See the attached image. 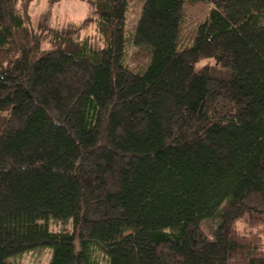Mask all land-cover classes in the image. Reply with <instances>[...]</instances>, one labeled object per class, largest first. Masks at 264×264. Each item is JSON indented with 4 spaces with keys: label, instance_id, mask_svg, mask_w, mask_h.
Masks as SVG:
<instances>
[{
    "label": "trees",
    "instance_id": "trees-1",
    "mask_svg": "<svg viewBox=\"0 0 264 264\" xmlns=\"http://www.w3.org/2000/svg\"><path fill=\"white\" fill-rule=\"evenodd\" d=\"M31 1L0 0V264L42 247L48 264H264V0H143V71L124 64L128 0H88L95 37L35 23ZM192 1L210 8L178 50Z\"/></svg>",
    "mask_w": 264,
    "mask_h": 264
},
{
    "label": "rangeland",
    "instance_id": "rangeland-1",
    "mask_svg": "<svg viewBox=\"0 0 264 264\" xmlns=\"http://www.w3.org/2000/svg\"><path fill=\"white\" fill-rule=\"evenodd\" d=\"M143 0H128L127 17L124 25V34L126 40L124 64L133 70L143 71L149 64L150 54L148 46H136L133 43L134 27L141 12ZM210 4L204 1L185 2L182 6V16L180 20V29L176 38L175 47L178 50L185 49L192 44L194 32L198 23H200L208 13ZM31 10L33 21L36 23L41 11L49 14L51 22L57 25H66L70 22L86 21V25L80 31V35H90L95 37V27L93 20V10L88 0H32ZM132 40V42H131ZM46 45H42L45 49ZM71 220L59 221L48 219L38 220L39 224H46L52 231H69ZM217 224V219H204L201 225L206 230L210 238ZM238 229H243L245 223L242 219L236 222ZM96 264H106L104 256L95 249L93 251ZM51 256V248L42 247L24 251L21 254L10 257L9 260L16 264H48Z\"/></svg>",
    "mask_w": 264,
    "mask_h": 264
}]
</instances>
